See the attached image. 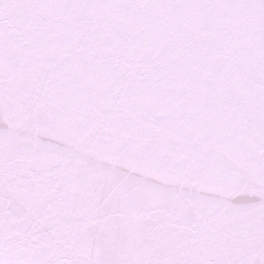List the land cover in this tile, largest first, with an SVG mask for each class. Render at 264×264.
<instances>
[{
    "label": "snow or ice",
    "instance_id": "6c2138e0",
    "mask_svg": "<svg viewBox=\"0 0 264 264\" xmlns=\"http://www.w3.org/2000/svg\"><path fill=\"white\" fill-rule=\"evenodd\" d=\"M0 264H264V0H0Z\"/></svg>",
    "mask_w": 264,
    "mask_h": 264
}]
</instances>
